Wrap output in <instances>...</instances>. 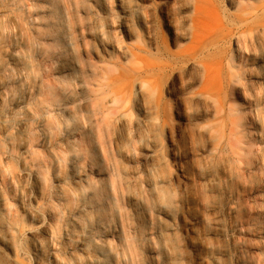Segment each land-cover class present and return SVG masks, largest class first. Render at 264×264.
<instances>
[{
	"label": "bare ground",
	"instance_id": "obj_1",
	"mask_svg": "<svg viewBox=\"0 0 264 264\" xmlns=\"http://www.w3.org/2000/svg\"><path fill=\"white\" fill-rule=\"evenodd\" d=\"M9 1L0 0V57L5 22L26 26L17 15L29 7L27 2ZM118 2L121 16H114L104 0L94 16L93 39L75 40L80 28L79 0H74L65 44L79 56L68 67H58L59 84H46L42 93L35 82L29 83L21 62L26 43L16 45L10 53L15 83L27 95L14 99L11 110L1 109L12 88L10 70L0 67V264H191L190 248L197 244L205 251L197 264H221L212 253L213 237H191L187 211L167 209L175 198L188 210L191 199L204 204L212 182L193 177L186 167L191 163L199 171L207 163L196 148L207 127L192 117L191 108L199 100L213 103L208 91L194 93L188 85L191 70L201 66L199 55L182 49L189 26L166 15V46L158 38L157 16L150 6L131 8L125 0ZM232 37L238 49L264 53V23L236 30ZM215 39L211 43L219 45L220 38ZM44 42L33 41L38 56L57 58ZM258 62L264 71V54ZM68 75L75 79L77 92L64 86ZM260 83L264 74L248 83L235 80L245 105L223 107L216 116L230 121V137L213 150L231 146L236 175L250 193L258 162L264 171V144L259 152L253 146L264 121V97L260 104L249 100ZM79 123L85 124L84 130ZM161 131L173 162L163 151ZM122 159L135 163L129 176ZM212 215L206 211L204 221ZM181 219L187 220L185 230ZM133 229L142 232L140 242L131 235ZM113 237L118 244H112ZM178 241L183 246L179 251ZM244 260L236 253L237 264Z\"/></svg>",
	"mask_w": 264,
	"mask_h": 264
},
{
	"label": "rangeland",
	"instance_id": "obj_2",
	"mask_svg": "<svg viewBox=\"0 0 264 264\" xmlns=\"http://www.w3.org/2000/svg\"><path fill=\"white\" fill-rule=\"evenodd\" d=\"M5 1L8 2L7 4L11 3L9 0ZM16 1L24 2V0ZM108 1L113 15L121 16L118 0ZM125 1L131 8H135L138 3H146L147 6H150L151 11L157 16L158 38L166 46L170 44L168 27L164 21L166 15L177 17L178 22L183 20L189 26L188 39L182 44V49L190 55H199L201 66L191 70L188 85L194 93L208 91L213 98L211 106L199 100L191 108L192 117L207 127V132L196 145V148L207 157V163L199 171L191 163L186 165L188 173L193 177L202 176L212 179L206 188L209 199L201 205L191 199V209L188 210L182 206L180 198H175L173 202L167 203L169 204L167 209L173 213L181 212V214L183 209L187 211L191 237H213L212 253L219 255L221 264H237L235 255L238 252L244 255L245 260L242 264H264V171L261 170L262 164L258 162V179L255 190L250 193L246 191L236 175L237 167L232 157L231 146L229 145L223 152L213 150L217 146L225 144L226 141L228 142L230 137V121L228 119L219 120L216 117L217 113L223 107L234 104L243 106L246 103L244 95L242 96V92L234 85V81L240 80L243 83H248L250 77L264 74L258 62V58L264 53L260 50L238 49L232 37V33L236 30L243 31L253 27L254 23L258 25L264 23V0ZM25 2L29 7L20 11L17 17L21 19L22 24L29 26L27 28H25L26 26L19 27L14 22L6 21V34L1 41L3 50L0 67L10 70L7 81L10 82L12 88L9 99L1 107L3 111L11 110L13 100L20 97L21 94L27 95L26 89L17 88L15 83L17 71L14 69L10 53L16 45L26 43L21 54V62L29 73V83L35 82L41 93L46 84L58 83L57 79L61 78L56 72L58 67H68L76 55L79 56V53L72 51L65 44L67 35L72 31L71 11L74 9V0H25ZM103 2L104 0H79L77 27L80 30L74 34L75 40L78 39V36H86L89 40L93 39L91 28L94 16L98 11H102ZM51 24L54 26L51 27ZM141 32L143 33V31ZM215 38H220L219 45L215 46L214 43H211L210 40ZM38 39L43 43L46 41V47L55 52L57 58L47 59V57L38 56L33 45V41ZM207 45L209 46L206 53H200L202 47ZM92 46L94 47V44ZM36 76L37 80H35ZM75 82V79L68 75L65 77L64 86L77 92ZM167 82L166 78L165 83ZM256 89V92L249 96V100L260 104L264 97V83L258 84ZM34 98L36 103V97ZM15 114L12 115V120L14 124H17L19 116L17 113ZM79 129L84 130L85 124L79 123ZM79 132L78 130L77 135ZM61 135L66 134L63 131ZM159 137L165 155L173 162L168 150V141L162 131ZM263 144L264 121L253 138L256 152L261 150ZM122 162L124 174L129 176L133 172L135 163L125 159H122ZM50 171L52 172V169ZM60 175H63V172ZM187 204H189L188 201H186ZM206 211L212 212L213 215L212 219L204 221L203 214ZM187 220L181 219L183 230H185ZM193 229H195V233L192 231ZM131 235L139 242L141 241L142 232L139 230L133 229ZM177 237L183 236L180 234ZM111 242L113 245L119 243L116 237L111 238ZM22 244V248H28L26 243ZM177 246L178 251L183 247L179 241ZM204 252L201 244L191 246L189 252L191 264H197ZM144 253L147 255L145 251ZM181 257L179 255V258Z\"/></svg>",
	"mask_w": 264,
	"mask_h": 264
}]
</instances>
